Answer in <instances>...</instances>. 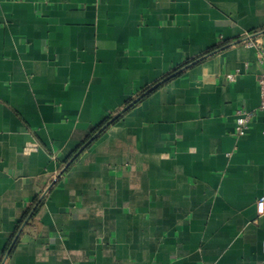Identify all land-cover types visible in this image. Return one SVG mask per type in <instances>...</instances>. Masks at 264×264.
<instances>
[{
	"label": "crops",
	"instance_id": "obj_1",
	"mask_svg": "<svg viewBox=\"0 0 264 264\" xmlns=\"http://www.w3.org/2000/svg\"><path fill=\"white\" fill-rule=\"evenodd\" d=\"M259 45L264 0H0V264H264Z\"/></svg>",
	"mask_w": 264,
	"mask_h": 264
},
{
	"label": "built area",
	"instance_id": "obj_2",
	"mask_svg": "<svg viewBox=\"0 0 264 264\" xmlns=\"http://www.w3.org/2000/svg\"><path fill=\"white\" fill-rule=\"evenodd\" d=\"M244 41L247 42L248 45L256 44L252 36L245 38ZM258 48H259L258 50L259 62L264 64V48L260 45L258 46ZM236 77H237V73L227 74V78L231 81H234ZM259 87H260V93H261V101H260L259 109L264 110V69L261 71V74L259 77ZM236 114H237V125L235 128V134L237 136H241L246 133L247 129L249 128V124L252 118L254 117L255 113L253 111L240 108L237 110ZM56 180L57 178H55L53 184L56 182ZM256 205H257V211L259 215H263L264 214V196H261L257 200Z\"/></svg>",
	"mask_w": 264,
	"mask_h": 264
},
{
	"label": "water",
	"instance_id": "obj_3",
	"mask_svg": "<svg viewBox=\"0 0 264 264\" xmlns=\"http://www.w3.org/2000/svg\"><path fill=\"white\" fill-rule=\"evenodd\" d=\"M151 89H148L146 92H144L141 96L137 97L135 100H133L131 103H129L120 113L125 111L127 108H129L131 105H133L135 102H137L139 99H141L145 94H147ZM114 120L112 118L110 121H108L106 124H104L81 148L80 150L72 157V159L68 162L67 166L64 168L66 169L69 167V165L75 160V158ZM64 171V170H63Z\"/></svg>",
	"mask_w": 264,
	"mask_h": 264
},
{
	"label": "trees",
	"instance_id": "obj_4",
	"mask_svg": "<svg viewBox=\"0 0 264 264\" xmlns=\"http://www.w3.org/2000/svg\"><path fill=\"white\" fill-rule=\"evenodd\" d=\"M118 119H119V117L116 118L115 121H117ZM115 121H114V122H115ZM106 122H107V120H105V121L99 126V128H100L103 124H105ZM99 128H97V129H99Z\"/></svg>",
	"mask_w": 264,
	"mask_h": 264
}]
</instances>
